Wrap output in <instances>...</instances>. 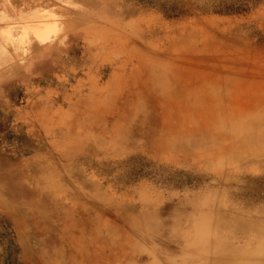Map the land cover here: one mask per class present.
Masks as SVG:
<instances>
[{
	"label": "rangeland",
	"instance_id": "1",
	"mask_svg": "<svg viewBox=\"0 0 264 264\" xmlns=\"http://www.w3.org/2000/svg\"><path fill=\"white\" fill-rule=\"evenodd\" d=\"M66 1L60 35L0 71V264H214L190 233L204 213L247 262L264 0Z\"/></svg>",
	"mask_w": 264,
	"mask_h": 264
},
{
	"label": "crops",
	"instance_id": "2",
	"mask_svg": "<svg viewBox=\"0 0 264 264\" xmlns=\"http://www.w3.org/2000/svg\"><path fill=\"white\" fill-rule=\"evenodd\" d=\"M5 1L0 0V71L59 36L62 14L73 11L66 0Z\"/></svg>",
	"mask_w": 264,
	"mask_h": 264
},
{
	"label": "bare ground",
	"instance_id": "3",
	"mask_svg": "<svg viewBox=\"0 0 264 264\" xmlns=\"http://www.w3.org/2000/svg\"><path fill=\"white\" fill-rule=\"evenodd\" d=\"M4 2L6 3L5 0H4ZM2 3H3V1H2ZM3 6L5 8V5L4 4H3ZM10 6H11V4H10ZM13 11H14V8H13ZM13 11H12V15H13ZM14 12H16V10ZM37 13H38V11H37ZM19 14H21V13H19ZM14 18H15V14H14ZM207 218L211 219V226H209V228L207 226H205L207 224V221H206ZM204 220L206 222H204L203 224H201L202 221H204ZM220 221L221 220H217V221L215 220L214 221L212 219V217L210 218L209 215H207L206 213H204L203 215L201 214L199 216V218L197 219V221H195L193 223V225H192V231L193 232H190V233H191V236L192 237L196 238V240H197L196 243H199L198 246L196 247V249H198V251L204 252V253H216L217 252V253H223L225 255H229V256H226L225 257L226 259H222V258H219V257L218 258L215 257L218 260L216 262L213 261L214 264H264L263 262H260V263H250L249 262V260H250L251 257L256 256V255H259L260 253H263L264 254V229L260 230L261 233L259 235V243H258V246L256 245L257 246L256 248H251L249 250L244 251V253H245L244 258H245V260H247V262H241V261L240 262H237V261L234 260V258L236 257V254H238L239 252L236 251V249L234 248L233 244H231L230 242H225V241L223 243L222 241L224 239L220 238L219 236H218L217 239H215V240L212 241V239H213V237L215 236L216 233H215V230L211 229V227L212 226H215V227L220 226V223H219ZM153 225L154 224H152V227H153ZM156 226H158V225L156 224ZM190 233H188V236H190ZM197 234L199 236H201V237H199ZM135 244H137V243H135ZM221 246L223 248H221ZM136 252L138 254H140V258H143L144 257L143 256L144 254L143 253H140V251L139 252L136 251ZM195 252H197V251H195ZM150 253L151 252H148V255H145L147 257V259H145L146 261L134 262L132 264H159V263H156L157 261L155 262L154 257H152L150 255ZM209 259H208V261H209ZM201 260H202V257H201ZM205 262H207V261H205ZM172 264H197V263L194 260H184V261H178V262L175 261V262H172ZM200 264H202V263H200Z\"/></svg>",
	"mask_w": 264,
	"mask_h": 264
}]
</instances>
